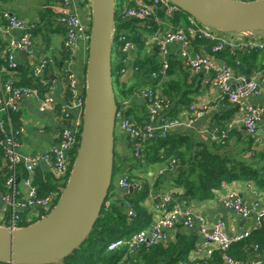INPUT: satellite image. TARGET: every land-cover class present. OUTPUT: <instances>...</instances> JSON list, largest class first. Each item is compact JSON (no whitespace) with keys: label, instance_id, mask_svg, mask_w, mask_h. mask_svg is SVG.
Returning a JSON list of instances; mask_svg holds the SVG:
<instances>
[{"label":"built area","instance_id":"2783aa9c","mask_svg":"<svg viewBox=\"0 0 264 264\" xmlns=\"http://www.w3.org/2000/svg\"><path fill=\"white\" fill-rule=\"evenodd\" d=\"M59 1L63 4L59 21L66 28L65 45L70 52V56L72 57L79 44L83 43L87 61L91 38V13L89 20L85 21L69 7L71 2L75 0ZM88 6L90 7L89 3ZM180 11L182 10L173 4L171 0H137L135 6L123 11V17L141 20L154 18L157 22L161 21L163 23L160 14H164L166 18H172ZM3 17L10 27L18 28L22 32L19 38L11 40L8 44H4L0 36V54L5 55L8 68L14 71L19 66L16 59L17 52L27 51L33 47L32 25L9 12H5ZM188 22L190 24L188 29L183 26H177L161 34H155L152 37V42L156 44V48L160 54V67L158 71L153 73V77L167 76L171 64V50L173 47L177 48L178 57L182 59L187 68L194 72L206 71L212 73L213 84L221 90L228 100L239 107L240 122L245 126L249 134L254 135L264 115V104L247 105L246 100L259 96L264 98V90L261 87L260 80L257 77H253L248 82L244 80V83L233 87L234 76L230 66L223 61L216 60L213 56L202 50L190 52L189 49L192 44V39L198 37L212 42V50L214 52H222L226 49L248 54L256 51H264V31L245 33L223 32L203 24L191 15L188 16ZM117 42L119 50L124 53L130 55L136 50L135 42L130 40L126 34H119L117 36ZM51 61L48 58L41 59L33 69L34 75L42 77ZM68 61L71 62L70 57ZM125 63L126 67L118 71L122 77L137 69L131 67L130 60L126 59ZM66 91L69 107L76 111V115L74 117L70 116L66 107L62 109V118L65 121V127L61 130L57 143H54L43 153L21 154L17 151L20 147V142L15 141L12 137H7L5 140V143L8 145L4 152L5 162L12 165L23 163L27 171V176L21 179L26 187L25 195L21 193L19 187H16L18 179H15L14 176L10 177L7 181L11 192L0 194V201L10 208V227H19V223L24 221L23 216L25 214H28L26 216L27 222H31L35 218H41L56 205L61 195L64 186L58 185V192L48 197L40 196L38 188L33 182V178L37 167L41 163H45L46 169L51 172L60 184L68 181L70 177L74 164L73 151L75 149L77 152L82 131L86 94L85 70L83 76H81L78 72L71 69V67L67 68ZM138 93L141 98L146 99L148 102L149 119L143 125H137L126 115L127 109L131 106L129 99H121L119 101L120 103L118 102L116 114V127L128 135L135 157L140 156L143 143L146 140L155 138L157 134L164 136L166 133L182 126H191L196 120L204 116L209 107L207 102H192L189 106L193 111L192 116L184 121L170 116L169 110L172 105L163 97L159 88L144 87ZM24 96H35L39 99L42 104L40 107L42 111L52 109L55 104L51 91L43 94L27 87H15L12 80L6 81L3 86V91L0 94V133L6 130V126L11 119V114L19 110V100ZM211 139L215 140L217 136L211 134ZM261 149L264 152V144ZM176 163L178 164V161H172L173 166ZM117 184L127 190L131 186H136V189L141 187L140 184H131L127 174L118 178ZM249 187H252V185L249 184ZM171 199L170 194H165L161 197V202L156 207V210H165V214L160 216L154 223L135 232L130 238V241L124 238L112 240L108 244V249L116 250L128 242L132 249L141 243L152 245L165 242L171 238V232L181 222L187 230H197L199 232L203 238L204 247L202 248L203 255L201 257L192 258L191 262H180L179 264H209V258H211L215 250L221 251L225 264H245L242 259L230 255L229 250L235 242L248 236L251 229L262 225L264 221L263 204L256 202L252 207H248L236 197L234 192L227 189V192L222 198L227 208H230L243 218L253 213L255 214V220L251 227L244 228L236 233H229L226 230V223L223 220L217 221L212 226H209L204 217L193 214L190 210H183L181 206H174L168 209L167 203ZM126 208L128 209L129 215L132 217L135 216V211L131 203L128 202ZM258 248V245L254 246L255 250ZM263 257L264 255L260 258L253 259L250 264H262Z\"/></svg>","mask_w":264,"mask_h":264},{"label":"trees","instance_id":"16d2710c","mask_svg":"<svg viewBox=\"0 0 264 264\" xmlns=\"http://www.w3.org/2000/svg\"><path fill=\"white\" fill-rule=\"evenodd\" d=\"M85 2L89 1L85 0ZM135 4L134 0H116L113 79L117 87V92L115 90L117 101L129 99L130 104H133V106L137 104L135 97L138 88L124 80V77L118 73L126 67L125 60L128 59L131 67L137 68L134 69V78L143 80L144 85L147 87L159 88L163 97L171 105L172 103L176 105L190 104L189 93L193 88L187 84L186 80L191 76V70L187 67L186 70H183L181 60L172 57L167 76L154 78L153 73L158 71L160 67V54L158 49L147 44L148 36H146V31L154 34L160 26L166 28L182 26L183 24V26L189 27L188 16L190 15L184 11H180L172 18H166L164 14H160L163 21L161 24H158L154 18L149 20L124 18L123 11L135 6ZM31 25V31L34 35L38 30V25L34 22ZM162 28L160 33H163ZM119 34H126L130 40L135 42L136 50L130 55L119 50L117 42ZM198 41L205 42L207 45L212 44L207 39L202 40L198 37L192 39V43L199 44ZM153 46H156V44L153 43ZM237 53L240 54L239 57H241L242 62H246L250 57L257 55V52L251 54ZM1 59L8 66L4 54L0 55V61ZM177 68H180L181 73L183 71L185 79H174ZM33 69L30 66L23 67L19 65L16 70L3 75V86L6 81L12 80L15 87L31 88L43 94L50 91L43 79L34 75ZM247 69L250 71L251 67L249 66ZM235 108L237 109V106ZM126 115L135 122L136 110L134 107L130 106L126 111ZM132 115L134 116L132 117ZM145 118L144 121L149 119L147 110ZM232 121L233 116L219 119L216 125L218 131H214L216 126H213L211 130V133L218 135L215 140H212L211 136L204 140L189 132L177 133L174 130L164 136L157 134L155 138L148 139L143 143L139 157L133 155L132 144L128 141L132 154L128 157L129 163L126 166L125 174L128 175L131 184H140L141 187H138L135 192L128 190L127 193H116L112 189L111 194L108 195L102 206L100 217L90 236L79 248L65 258V264H179L180 262H191L192 258L189 254L197 246L200 239L197 230L189 231L185 228H178L176 235L165 242L152 245L141 243L133 249L129 242L116 250H109L108 244L118 238L130 241L135 232L148 227L151 223L152 213L145 204L150 183L137 172L140 167L148 163L161 162L163 165L168 166L169 170H174V185L178 190L171 195L172 199L167 203L168 209L181 206V203L191 205L193 200L210 198L223 184L232 181H253L257 188L264 189V152L255 149L253 146L254 137L250 134L239 137V140H242L241 144H231L229 132L231 131L230 124ZM20 136L21 122L19 115L14 113L10 124L8 123L6 126V130L0 133V194L11 192L7 184L10 177L14 176L15 179L21 180L27 176L23 163L12 165L5 162L4 152L8 146L5 143L6 138L12 137L15 141L20 142ZM58 141L59 139L55 143ZM246 142L249 144L248 147L243 146V143ZM248 153L250 154L248 155ZM75 154L74 149L73 161L76 157ZM173 160L178 161V164L176 163L173 166ZM115 169L116 163L114 171ZM168 172L166 171L164 175L158 177L155 183L156 186L160 184L161 180H164L163 178L167 176L166 173ZM33 182L42 197H48L58 192V185L65 186L67 183L66 181L60 184L50 171L40 165L36 169ZM16 187H18V183ZM128 202L132 204L135 211L133 217L129 215L126 208ZM160 202L156 204L155 210ZM32 222L34 221L21 222L19 225L24 226ZM255 245L259 246L257 250L254 249ZM229 254L242 259L245 264H250L253 259L262 257L264 255V221L261 226L251 229L244 239L235 242L231 246ZM208 263L225 264L221 251L215 250ZM262 264H264V257Z\"/></svg>","mask_w":264,"mask_h":264},{"label":"crops","instance_id":"0c3cea01","mask_svg":"<svg viewBox=\"0 0 264 264\" xmlns=\"http://www.w3.org/2000/svg\"><path fill=\"white\" fill-rule=\"evenodd\" d=\"M135 2L137 0H134ZM89 2L85 0H75L71 2L70 9L75 11L85 21L90 18V7ZM63 4L59 0H0V36L3 39L4 44H8L11 40H15L21 36V30L15 27H10L8 22L3 17L5 12H9L18 16L21 20L28 24L37 23L38 30L33 35V47L25 51H18L16 59L20 66H30L34 68L41 59H51L50 65L45 70V73L41 77L43 82L48 85L52 97L54 99V106L50 110L42 111L41 102L35 96H24L19 100V110L14 112L19 115L21 122V136H20V147L17 150L18 153L24 154H35L43 153L48 150L59 138L61 130L65 127V121L62 118V109L65 107L68 109L70 115L73 117L76 115V111L69 107L68 94L66 91V70L68 67L78 72L81 76L84 74L86 51L83 43L79 44L71 57L69 50L65 45L66 41V28L59 21L58 16L62 11ZM144 23V21H142ZM146 22V21H145ZM186 22V21H185ZM162 22H158L161 24ZM183 26V24H182ZM188 29V26H183ZM161 26L156 30L154 34L146 31L148 36V45L153 46L152 37L155 34H161ZM173 27H164L162 32L167 31ZM204 40L203 38H201ZM199 44L193 42L189 49L190 52L196 50H202L203 52L213 56L218 61L225 62L230 66L233 72V87H237L244 82L247 78L257 77L261 82V87L264 90V51H256L257 55L250 57L246 62H242L240 54L237 52L226 49L222 52H214L213 44L207 45L205 42L198 41ZM68 50V51H67ZM178 49L173 47L171 50V58L181 60L183 70H186L181 58L177 54ZM0 55H3L2 53ZM71 58V62L68 58ZM173 59V58H172ZM71 63V64H69ZM69 64V65H68ZM251 67V70L247 69ZM181 68V70H182ZM178 69V70H177ZM177 72L174 76L176 80L185 79L183 71L177 68ZM191 70V69H190ZM189 70V71H190ZM188 71V69H187ZM12 71L8 68L5 62L0 61V94L3 91L2 78L3 75L11 73ZM191 76L188 78L187 84L192 86L189 98L191 102H207L209 105L204 116L196 120L191 126H182L174 130L177 133L189 132L194 134L199 139H208L211 136V130L213 126H216L220 118L233 116V121L230 124V143L241 144L242 140L239 137L247 136L245 126L240 122L238 106L234 105L228 100L221 90L216 87L212 82V73L201 71L194 72L190 71ZM135 71L130 72L124 76V80L128 81L131 85L138 88L136 101L137 104H131L136 110L134 116L137 125L141 126L144 124L145 112H148L147 100L139 96V91L147 87L144 85L143 80H137L134 78ZM145 104V105H142ZM190 104L182 103L176 105L172 103L169 110V114L172 117L179 118L181 120H188L193 111L189 108ZM247 105H262L264 104V98L251 97L246 100ZM145 106V108H143ZM237 106V109L235 108ZM174 108V109H173ZM236 109V111H234ZM173 110V112H172ZM11 119L12 120V115ZM173 114V115H172ZM138 117V118H137ZM9 120V124H10ZM139 123V124H138ZM264 115L259 122L258 129L254 135L253 146L256 150H262L261 147L264 144ZM119 138L116 137L115 147V163L118 171V178L125 174L126 166L129 163L128 157L131 156L132 151L128 146V135L122 130L118 129ZM214 131H218V128H214ZM212 131V132H214ZM215 136L218 135L214 133ZM244 141V140H243ZM240 142V143H237ZM244 147H248L249 144L243 143ZM250 153H248L249 155ZM41 167L46 168L45 163L40 164ZM169 171L167 176L160 181L158 186L155 185L156 180L159 176L164 175V172ZM137 172L144 179L149 181L150 189L146 197V207L152 213L151 223H154L160 216L165 214V210H155L156 204L160 201L161 197L165 194H175L177 188L174 185V170H169L168 166L163 165L161 162L148 163L140 167ZM117 178V179H118ZM249 184L252 187H249ZM18 187L23 195L26 194V187L22 180H19ZM227 189L234 192L236 197L239 198L243 203L252 207L254 203L259 202L264 205V189H259L253 181L237 180L228 182L223 185L220 189L214 192V195L207 199L193 200L191 205L181 203V209L190 210L193 214L204 217L207 220L209 226H212L215 222L223 220L226 223V230L229 233H236L244 228H249L253 225L255 220V214H251L248 217H240L230 208H227L222 200ZM127 189L120 187L117 184L113 188V192L116 193H127ZM9 211L8 205L0 201V224L10 227L9 224ZM28 215V214H27ZM26 214L23 216L26 221ZM149 225V226H150ZM20 226V225H19ZM178 228H185L181 222L176 226V229L171 232V238L176 235ZM186 229V228H185ZM187 230V229H186ZM190 231V230H189ZM204 247L203 238L200 235V239L197 242V246L193 248L189 254L191 258H199L203 255L202 248Z\"/></svg>","mask_w":264,"mask_h":264},{"label":"water","instance_id":"95a60500","mask_svg":"<svg viewBox=\"0 0 264 264\" xmlns=\"http://www.w3.org/2000/svg\"><path fill=\"white\" fill-rule=\"evenodd\" d=\"M88 1L91 38L85 67L86 94L73 168L48 213L24 226L0 224L2 264H65V258L90 236L112 187L118 110L113 79L116 0ZM171 1L203 24L223 32L264 31V0ZM136 190V186L129 188Z\"/></svg>","mask_w":264,"mask_h":264},{"label":"rangeland","instance_id":"374dc122","mask_svg":"<svg viewBox=\"0 0 264 264\" xmlns=\"http://www.w3.org/2000/svg\"><path fill=\"white\" fill-rule=\"evenodd\" d=\"M185 17H186V15H185ZM114 87H115V90H116V92H117V87H116V82H115V80H114ZM116 137L117 138H119V131H118V129H116ZM116 164H117V161H116ZM117 178H118V171H117V168L115 169V171H114V175H113V182H112V187H111V189L109 190V194H111V192H112V189L116 186V181H117ZM223 185H225V184H223ZM171 195V194H170ZM36 219L37 218H35L33 221H36ZM38 220V219H37ZM0 264H2V263H0Z\"/></svg>","mask_w":264,"mask_h":264}]
</instances>
